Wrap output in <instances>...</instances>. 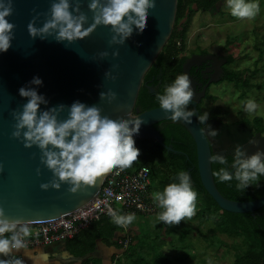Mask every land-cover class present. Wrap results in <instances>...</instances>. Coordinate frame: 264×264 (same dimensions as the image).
Wrapping results in <instances>:
<instances>
[{
  "label": "water",
  "instance_id": "95a60500",
  "mask_svg": "<svg viewBox=\"0 0 264 264\" xmlns=\"http://www.w3.org/2000/svg\"><path fill=\"white\" fill-rule=\"evenodd\" d=\"M88 2L82 0L81 4V11L88 16L85 28L93 23V13L88 8ZM50 7L51 0H13L14 11L7 19L16 26L14 39L12 47L0 53V164L3 165V171H0V206L4 208L9 220L20 219L30 223L58 219L80 209L98 196L109 174L99 178L95 186L82 189L76 194L68 191L67 184H62L59 190L41 189L40 185L47 183L52 173L41 164L40 149L36 146L26 148L21 140L12 137L13 125L16 123L12 112L22 110V105L27 102V98L19 95V89L29 86L34 77H39L43 84L30 86L36 88L48 101L47 105H40L42 111L60 104L70 106L80 101L87 106L100 107L101 114L112 119H129L131 114L132 118L144 121L135 137L155 139L169 151L179 152L167 145L160 131L154 127L156 123L171 120V112L155 107L134 113L145 74L172 34L178 0H156V7L149 10L145 30L141 33L133 26V35L124 45L110 44L113 35L111 26L104 25L70 45L66 41L57 42L54 36L47 40L39 37L34 40L27 25L34 16L47 14ZM45 18V15H40L36 26L42 27ZM117 51L119 56H114L113 53ZM102 52H108L109 55L101 58L99 54ZM213 58L216 57L211 54H193L183 64V74H187L192 82L195 95L191 104L194 108L192 112L196 115L191 118V124L183 119L176 122L182 124L196 142L198 169L206 191L223 210L254 214L264 206V195L252 201H235L225 197L217 187L213 173V162L219 161H212L211 157L216 148L225 147L228 142L235 146L246 145L245 151L249 156L264 151V137L258 134L254 137L257 142L252 144L249 143L251 140L254 142L251 139L252 133L241 124H224L212 119L203 125L198 120L200 114L197 103L205 95L206 87L201 94H197V85L190 71L192 67ZM226 61L227 58H224L223 62ZM107 72H111V77L105 75ZM109 90L117 94V99L112 103L100 100V93ZM66 116L67 109L61 118ZM208 125L217 132L215 137L207 134ZM200 129L205 130L203 134ZM38 168L41 169L40 175H37ZM234 171L229 172L233 174ZM185 172L189 175L190 169Z\"/></svg>",
  "mask_w": 264,
  "mask_h": 264
},
{
  "label": "clouds",
  "instance_id": "9594fccd",
  "mask_svg": "<svg viewBox=\"0 0 264 264\" xmlns=\"http://www.w3.org/2000/svg\"><path fill=\"white\" fill-rule=\"evenodd\" d=\"M82 0H51L47 14H38L27 25L28 32L35 40H47L54 36L57 42H67L68 45L82 40L93 33L98 26H111L113 33L110 44L124 45L134 32V27L141 33L145 30L149 10L156 7V0H89L88 8L93 13V23L87 28L88 16L81 11ZM230 14L238 19H254L260 13V5L254 0H226ZM13 0H0V53L7 52L12 47L15 25L7 19L13 14ZM40 15H45L42 27L36 23ZM101 58L108 52L99 54ZM119 56V52L113 53ZM111 77V72L105 73ZM115 79V77H112ZM43 81L34 77L29 86L21 87L19 95L27 98L22 110H14L12 116V137L21 140L26 148L36 146L40 149V162L51 173L52 178L40 185L41 189L59 190L62 184L69 185L68 191L76 194L82 189L93 187L99 178L117 169V175L130 168L140 156V150L135 146L134 135L139 133L141 119H112L102 115V109L96 105L87 106L76 101L70 106L60 104L41 110V104H48L47 99L30 85L42 86ZM192 82L187 74L178 75L167 85L163 94L157 96L159 106L165 112H171L169 117L176 122L183 119L192 123L196 113L187 110L194 99ZM117 94L111 90L100 93V100L112 103ZM258 108L254 100L245 102L244 110L253 114ZM67 109V116L61 114ZM209 119L207 113L198 117L200 124ZM207 134L215 137L217 132L206 127ZM201 133L205 131L200 129ZM249 143L254 144L251 140ZM235 161L232 167L234 176L239 183L237 188L245 190L264 175V151L247 155L242 145L235 147ZM212 161L226 163L224 156L211 157ZM0 171L3 165L0 164ZM41 169H37V175ZM214 175L220 182L233 179V175L225 168H220ZM153 202L160 211L159 221L171 225H179L185 219L191 220L196 215L198 193L193 190L189 175L180 171L178 182L168 184L162 191L152 194ZM112 222L120 227L129 226L135 219L134 213L120 214L108 209ZM30 222L20 219L6 218L4 208L0 206V255L8 256L13 250L19 251L27 247L25 238L31 235ZM11 234L10 236L6 234ZM0 264H24L18 258L0 259Z\"/></svg>",
  "mask_w": 264,
  "mask_h": 264
},
{
  "label": "trees",
  "instance_id": "16d2710c",
  "mask_svg": "<svg viewBox=\"0 0 264 264\" xmlns=\"http://www.w3.org/2000/svg\"><path fill=\"white\" fill-rule=\"evenodd\" d=\"M216 0H178L176 21L172 31V34L165 44L164 48L147 71L144 77V81L153 78L154 74H163V84L160 85V91L157 94H153L149 86L143 84L134 113L142 112L148 109H152L159 106L157 96L163 94L167 85L174 81V77L181 75L183 64L187 60V56L182 53L183 41L185 40L187 30L190 25L193 13L197 9L208 10ZM197 4V6H196ZM195 6V7H194ZM185 19V24L182 25ZM181 27V28H180ZM182 39V45H177V39ZM261 50L260 56H263L264 50ZM230 61L233 62L234 56H230ZM260 60H257L258 63ZM260 68H255L251 74L247 69H234L228 70V74L225 80L234 82L237 89L241 90L242 96H245L248 91L255 87H263V84H256L252 81V75H256ZM188 110H193L188 106ZM166 127L160 132L164 138V142L172 144L177 150H180L182 154H175L168 152L157 141L154 142L157 148L161 149L165 155L157 153L155 147L149 145L148 139H137V148L142 153V158L146 162L145 165L150 170L152 178V188L155 186L159 191H162L168 184L177 181V172L191 169L190 175L194 182L193 190L198 193L196 205L198 210L196 212V218L201 216V222L212 221V226L208 228L211 235L218 239L220 246H226L228 250L233 249V255L235 257L234 264H264V206L252 213H234L223 210L214 198L206 191L203 186L200 172L198 169L197 160V147L196 142L193 139L190 132L180 123L166 120ZM147 145V146H146ZM151 152V153H150ZM151 154L155 157H159L163 161L162 167H154L150 161ZM144 165L134 164L127 168V170L136 169ZM229 164L224 165L219 162L213 163V173L219 171L220 168H225L230 171ZM230 173V172H229ZM231 174V173H230ZM233 179L227 182H220L214 175L217 187L221 193L228 199L235 201H252L259 199L264 195V175L258 178V181L252 182V185L245 190L237 188L239 181ZM161 226L164 225L161 222ZM178 229V228H177ZM175 227L167 228V235L177 230ZM121 227L115 225L112 222V218L109 215L103 216L100 220L93 222L87 228L82 229L75 236L67 239V243L73 254L79 258L87 257L92 253L97 246V241L102 240L108 246L121 247L118 240L120 238ZM217 233H223L228 236H240L242 239L233 243H228L226 240L221 239ZM159 234H161L159 232ZM7 235V234H6ZM164 236V235H159ZM13 258L11 255L6 259ZM83 264H100L97 262H91L89 259H84ZM139 263L137 260L136 263ZM137 263V264H138ZM162 262L156 260V264Z\"/></svg>",
  "mask_w": 264,
  "mask_h": 264
},
{
  "label": "rangeland",
  "instance_id": "374dc122",
  "mask_svg": "<svg viewBox=\"0 0 264 264\" xmlns=\"http://www.w3.org/2000/svg\"><path fill=\"white\" fill-rule=\"evenodd\" d=\"M260 5V13L254 19H238L230 14L226 0L213 7L211 12H194L189 28L183 41L181 54L189 55L193 51H199V44L212 52H228L234 56V62L230 69H247L249 74L260 68L256 75H252V81L263 84V87H255L242 96L241 90L237 89L234 82L227 80L214 86L213 91L220 96L217 102L224 108L225 117L230 120H241L248 124H260L264 119V0H254ZM185 24V19L182 25ZM181 28V27H180ZM257 60H260L258 63ZM254 100L258 108L255 113L248 114L245 110V102ZM204 101H207L205 99ZM206 104V103H205ZM205 111L207 109L205 108ZM208 113L216 115L217 111L208 108ZM137 164L147 167L142 158V153ZM151 194L159 191L155 186ZM153 198V196H152ZM118 213L120 205L116 204ZM198 207L196 205V212ZM157 212L149 214H135L136 219L129 225L134 232L135 240L132 242L129 253L131 256L122 258L118 264H234V250H228L226 246H220L217 237H213L208 231L212 221L201 222V216L195 215L191 220L185 219L179 225L161 226ZM175 227L177 230L167 235V228ZM159 232L164 235L159 236ZM217 235L230 243L240 241V236H226L223 233ZM129 254V255H130Z\"/></svg>",
  "mask_w": 264,
  "mask_h": 264
},
{
  "label": "built area",
  "instance_id": "2783aa9c",
  "mask_svg": "<svg viewBox=\"0 0 264 264\" xmlns=\"http://www.w3.org/2000/svg\"><path fill=\"white\" fill-rule=\"evenodd\" d=\"M177 45L179 47L182 45L181 38L177 39ZM137 139L134 136L136 147ZM116 173L117 169L112 170L107 175L98 196L80 209L58 219L30 223L31 235L25 238L27 247L65 241L103 216L109 215V208L118 212L116 204H119L121 211L126 214H149L157 211L152 199V178L148 167L141 166L130 171L126 169L119 175ZM132 235L129 226L122 227L119 243L128 248L132 242Z\"/></svg>",
  "mask_w": 264,
  "mask_h": 264
},
{
  "label": "flooded vegetation",
  "instance_id": "af4514ba",
  "mask_svg": "<svg viewBox=\"0 0 264 264\" xmlns=\"http://www.w3.org/2000/svg\"><path fill=\"white\" fill-rule=\"evenodd\" d=\"M209 1H212V0H209ZM221 1L222 0H216V2H214V4L208 10L198 9L196 12H199V11L202 13L211 12L212 8L217 6L218 4H220ZM196 6H197V4H196ZM197 47L199 48V51H193L190 54V56L193 54H198V55H203V56H207V55L211 54V55H214L216 57V58H213L212 60L211 59L207 60L205 62L200 63L199 65L192 67L191 71H190L191 76L193 77V81L197 85V94H201V91L203 90V88L206 87L205 95L202 96L201 100L197 103V107L199 109V114L204 115L205 113H207L209 116L208 120L217 119L224 124H230V125L241 124L246 129L250 130V132L253 135L251 139H253V140H254V137L257 136L258 134H260V136L264 137V119L262 122H260V124H256V125L255 124H248L244 121L236 120V119L230 120L227 117H225L226 115L224 113V111L226 110L227 114H229L228 109L224 108L221 104L217 103L220 100V96L218 94H216V92L213 91V89H214L213 87L217 86V85L221 84L223 81H225V78L228 74V70H230V68L228 66H231L232 63L234 62V61L233 62L230 61V58H231L230 56L232 54H230L228 52H219V51L212 52L206 48H202L200 44ZM186 56H187V58L190 57L189 55H186ZM224 58H227L226 62H223ZM181 74H183V69H182ZM176 77H174V78H176ZM216 78H220V79L217 81H214ZM163 80H164L163 74L158 73V74H154L153 78H151L150 80H147V82L143 81V84H146L147 86H149V89H150V91L152 90L151 92L153 94H157L160 91V85L163 84ZM205 99H207V101H204ZM189 106L193 109L190 111H194V108H193L191 103ZM158 107H160V106H158ZM209 107L216 110L217 114L212 115V114L208 113L207 111H208ZM205 108L207 109V111H205ZM165 121H161L159 123H156L154 125V127L161 132L166 127L167 123ZM148 140H150V142L148 144L155 147L154 149L157 153H161V155H165L161 149H159V148H157V146H155L154 142L157 140H155V139H148ZM256 142H257V140H254V143H256ZM246 143H248V142H246ZM166 144L173 147L172 144H168V143H166ZM213 146H215V143H213ZM235 147L236 146L231 144V142H228L227 146L216 148L215 151L213 152L214 156H216L218 154L221 156H224V158L226 160V163H224V165L229 164L228 167H229L230 171L235 170L232 167V165L234 164V161H235V151H236ZM164 148L168 152H173V151H169L166 147H164ZM243 148H244L243 150H245L246 145ZM175 150H177V149H175ZM177 151H179L178 152L179 154H182V152L180 150H177ZM178 153H175V154H178ZM148 155L151 157L150 163L154 167H162L163 161L159 157H155L151 154H148ZM191 169L192 168H190V172H191ZM187 170L188 169L184 170V172ZM190 172H189V175H190ZM177 174H179V172H177ZM176 179L178 181V178H176ZM193 185H194V183L192 184V186ZM226 236H228V235H226ZM232 236H235V235H232ZM232 236H229V237H232ZM228 243H230V242H228Z\"/></svg>",
  "mask_w": 264,
  "mask_h": 264
},
{
  "label": "crops",
  "instance_id": "0c3cea01",
  "mask_svg": "<svg viewBox=\"0 0 264 264\" xmlns=\"http://www.w3.org/2000/svg\"><path fill=\"white\" fill-rule=\"evenodd\" d=\"M119 236L120 238L122 237V227ZM134 236L135 234L133 232L132 242L135 240ZM130 246L128 248H124L122 245L121 247L108 246L102 240H98L96 249L92 253L87 257L79 258L73 254L68 246L67 240H65L35 247H27L19 251L13 250L9 255L13 258L23 260L24 264H83L85 262L84 259L87 258L91 262L98 261L100 264H118L122 258L127 260V257L131 256L129 253ZM6 258L7 256L0 255V259Z\"/></svg>",
  "mask_w": 264,
  "mask_h": 264
}]
</instances>
